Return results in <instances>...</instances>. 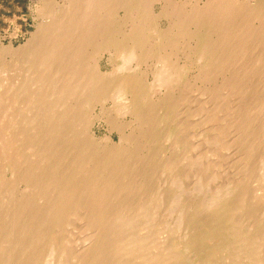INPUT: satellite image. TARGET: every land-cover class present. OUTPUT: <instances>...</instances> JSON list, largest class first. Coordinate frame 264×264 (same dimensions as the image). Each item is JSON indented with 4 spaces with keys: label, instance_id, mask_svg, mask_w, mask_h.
<instances>
[{
    "label": "bare ground",
    "instance_id": "bare-ground-1",
    "mask_svg": "<svg viewBox=\"0 0 264 264\" xmlns=\"http://www.w3.org/2000/svg\"><path fill=\"white\" fill-rule=\"evenodd\" d=\"M37 13L0 83V264H264V0Z\"/></svg>",
    "mask_w": 264,
    "mask_h": 264
},
{
    "label": "rangeland",
    "instance_id": "rangeland-1",
    "mask_svg": "<svg viewBox=\"0 0 264 264\" xmlns=\"http://www.w3.org/2000/svg\"><path fill=\"white\" fill-rule=\"evenodd\" d=\"M40 1L41 0H0V64L5 66L3 67V71H0V77H2V80H3V81L0 80V83L3 87L7 85L6 81L8 80V79L7 80L5 79V76L7 77V74L12 75L14 63L19 57H21V55H19L20 53L18 52V47L24 45L30 39L31 33L35 31L36 24L41 21L37 13V8L39 7ZM203 1L205 0H202V2ZM153 8L157 12L160 8V3H155ZM161 26L165 27L166 22L162 21ZM252 56L257 57V53ZM103 58L100 61L102 62L101 69H103L102 71H109L110 67L107 63L108 55L105 54ZM117 62H119V60H117ZM11 63L12 65H9ZM251 64L252 66H256V67L258 66L254 62H251ZM8 65L10 67L13 66V68L12 67H11L12 69L9 68ZM259 65L262 66V63H259ZM6 68L9 70H7ZM262 72L263 71L261 70H255V73H262ZM149 76H147V80L151 82L153 80V77L152 75H149ZM7 78H9V76ZM186 80L189 81V83H191L194 81V77L192 75H189L187 76ZM115 104L116 103L113 102V100H109L106 102L105 106L110 107V108H115ZM116 107L119 108V106H116ZM99 108H100V105L93 106L91 108V112H90L91 117L93 115H96V113H98ZM94 131L96 134L95 137L99 139L107 134V127L101 121L100 122L96 121L94 125ZM194 131L198 132L200 130L195 129ZM115 134L116 132L112 133V138L114 141L115 140L117 141L118 136ZM159 146L160 147H158L159 148L158 151L161 154V156L163 158L169 157L171 154L170 143L167 141L162 142L161 144H159ZM182 150H183V147H180L178 150H176L177 151L176 155L178 156V154H181ZM189 155L190 154L187 153L185 157ZM189 162L184 160L179 166V168L180 169L183 168L185 171L186 169L188 170H192L193 168L195 169L194 167L195 164L191 165V163ZM189 167H192V168L189 169ZM6 176L9 177L10 174L7 173Z\"/></svg>",
    "mask_w": 264,
    "mask_h": 264
}]
</instances>
